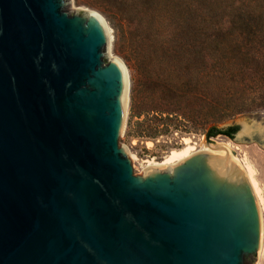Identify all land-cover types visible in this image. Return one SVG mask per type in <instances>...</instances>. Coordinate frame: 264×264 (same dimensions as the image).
I'll use <instances>...</instances> for the list:
<instances>
[{"label":"water","instance_id":"water-1","mask_svg":"<svg viewBox=\"0 0 264 264\" xmlns=\"http://www.w3.org/2000/svg\"><path fill=\"white\" fill-rule=\"evenodd\" d=\"M74 8L0 0V264H260L264 210L228 153L136 176L129 72Z\"/></svg>","mask_w":264,"mask_h":264},{"label":"trees","instance_id":"trees-1","mask_svg":"<svg viewBox=\"0 0 264 264\" xmlns=\"http://www.w3.org/2000/svg\"><path fill=\"white\" fill-rule=\"evenodd\" d=\"M139 67L131 90L138 138L192 131L232 138L242 113L264 111V0H84Z\"/></svg>","mask_w":264,"mask_h":264},{"label":"rangeland","instance_id":"rangeland-1","mask_svg":"<svg viewBox=\"0 0 264 264\" xmlns=\"http://www.w3.org/2000/svg\"><path fill=\"white\" fill-rule=\"evenodd\" d=\"M75 5L73 14L77 10H93L99 13L110 29L112 37V45L110 56L119 58L129 72L131 90L138 92V96L144 91L145 77L143 71L139 67H134L133 63L127 58H124L123 53L115 46V33L105 15L98 8L85 4L84 0H72ZM143 118L131 117L130 110L128 111L124 149L132 165V168L137 177L143 178L145 176L144 167L147 160L161 161L168 155L171 150L182 149L187 145L194 147V151L199 150L200 143L205 142L206 136L192 131L188 134H180L172 132L171 134L161 135L155 139L138 138L135 134L137 130L136 122ZM264 119V111H256L249 113H242L236 117L229 119L219 125V127H226L228 125H235L237 127V135L241 132V122H245L248 126L258 127V122ZM244 124V123H243ZM261 129L264 128V123ZM211 143H229L237 157V163L242 167L248 166L251 169V177L256 182L259 189V201L264 210V142L255 139H235L224 135H217L210 138ZM264 136L261 137V140ZM148 143V144H147ZM260 264H264V251L261 257Z\"/></svg>","mask_w":264,"mask_h":264},{"label":"bare ground","instance_id":"bare-ground-1","mask_svg":"<svg viewBox=\"0 0 264 264\" xmlns=\"http://www.w3.org/2000/svg\"><path fill=\"white\" fill-rule=\"evenodd\" d=\"M82 11H88L91 15L95 16L96 18H98L99 20L103 21L110 33V29L108 27V25L106 24V22L104 21V19L102 18V16L97 13L96 11L93 10H82ZM111 57L117 62L119 63L125 70V66L123 65L122 61L115 57L112 56ZM244 123V124H243ZM262 121L258 122V127L254 128V126H248L245 122H241L242 125V129L240 132V136H251L253 131H257L258 133H264V128L261 129L262 125ZM148 144V143H147ZM218 146V147H216ZM199 150L197 151H207V152H211V153H215L221 157H223L225 154H229L236 162H237V157L235 155L234 150L232 149V145L229 143H217V144H213L211 143V145H206L205 142L204 143H200L199 145ZM194 147L191 145H187L182 149H177V150H171L168 155L166 157H164L161 161H154L152 160H147V163L144 167V173H145V177H147L150 173L152 169H167L170 167H173L175 165H177L178 163H181L182 161H184L185 159L189 158L192 154H194ZM242 168L249 174L250 179L252 181V184L255 188V191L257 193V196L259 198V189L258 186L256 184V182L253 180V178L251 177V169L248 166H243Z\"/></svg>","mask_w":264,"mask_h":264}]
</instances>
